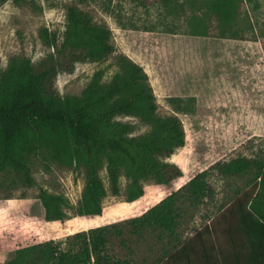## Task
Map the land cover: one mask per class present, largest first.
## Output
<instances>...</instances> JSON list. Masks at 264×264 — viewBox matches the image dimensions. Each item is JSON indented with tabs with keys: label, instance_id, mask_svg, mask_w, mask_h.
<instances>
[{
	"label": "rangeland",
	"instance_id": "374dc122",
	"mask_svg": "<svg viewBox=\"0 0 264 264\" xmlns=\"http://www.w3.org/2000/svg\"><path fill=\"white\" fill-rule=\"evenodd\" d=\"M210 1L0 0V76L14 57L37 64L55 54L57 48L46 43L43 32L51 40L56 35L59 44L67 9L73 6L111 30L116 52L101 63H76L71 73L60 70L54 80L60 97H79L100 68L107 69L108 82L119 69V55H125L148 74L157 116L177 117L185 132V146L165 160L183 173L173 187L142 180L144 195L129 203L131 180L122 170L121 194L109 192L102 215L94 218L76 215L86 183L83 167L59 165L44 151L30 158L34 185L11 168L0 173V264L16 250L48 241L77 252L81 242L75 234L102 226L110 227L109 254L130 264H233L234 250L244 254L232 206L256 192L255 172L224 175L215 165L238 157L264 158V0L242 3L228 26L213 15ZM196 22L207 32L193 29ZM201 32L205 35L193 34ZM116 120L136 126L131 136L152 128L135 117ZM204 171L214 193L197 200L187 187ZM99 176L109 190L105 162ZM41 188L70 200L69 219L46 222L29 215ZM173 193L171 229L135 221ZM183 247H188V260ZM176 254L182 258L172 260Z\"/></svg>",
	"mask_w": 264,
	"mask_h": 264
},
{
	"label": "trees",
	"instance_id": "16d2710c",
	"mask_svg": "<svg viewBox=\"0 0 264 264\" xmlns=\"http://www.w3.org/2000/svg\"><path fill=\"white\" fill-rule=\"evenodd\" d=\"M245 1L254 2L211 0L209 8L222 25L228 26ZM193 27H203L206 31L200 22ZM43 36L47 44L52 41L55 45V54H49L37 64L14 57L0 76V173L11 168L22 174L26 183L34 185L30 158L44 151L59 165L83 167L86 183L76 215L86 218L102 215L103 200L109 192L114 196L121 194L122 170L131 180L126 190L129 203L144 195L142 180L153 179L158 184L173 187L183 173L176 164L165 160L185 146V132L177 117L157 116L156 96L144 68L127 56L119 55V69L108 82H104L107 69L100 68L79 97L62 98L54 88L60 70L71 73L76 63L106 61L116 52L111 43L112 32L71 6L67 9L62 41L58 44L56 35L51 40L46 29ZM118 117L138 118L150 125L151 131L131 136L136 126L117 121ZM104 162L109 190L99 176ZM215 167L224 175L255 172L256 192L238 198L232 206L238 220L236 230L243 236L245 248L244 254L239 249L234 250L233 264H264V158L238 157L217 163ZM187 188L197 200L214 193L206 171L192 178ZM174 196L175 193L167 196L150 208L141 217L143 220L135 221L171 229L175 224ZM71 208L65 195L41 188L29 215L46 222H63L70 218L68 210ZM109 233L110 227L102 226L87 234H75L81 242L77 252L63 250L55 241L19 249L11 253L4 264H130L128 260H114L109 254ZM230 235L233 238L232 233ZM181 251L188 260V247ZM205 256L211 257L207 253ZM172 257L173 260L182 255ZM206 264L212 263L207 260Z\"/></svg>",
	"mask_w": 264,
	"mask_h": 264
}]
</instances>
